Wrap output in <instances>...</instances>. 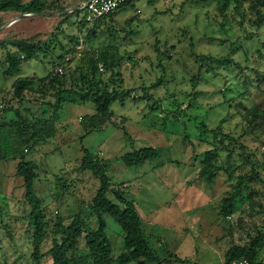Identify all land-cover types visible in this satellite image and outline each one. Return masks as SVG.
<instances>
[{"label":"rangeland","instance_id":"1","mask_svg":"<svg viewBox=\"0 0 264 264\" xmlns=\"http://www.w3.org/2000/svg\"><path fill=\"white\" fill-rule=\"evenodd\" d=\"M86 1L47 0L45 14L13 22L23 13L0 11V41L7 43L0 46V103L5 107L0 122L15 119V108L30 117L52 113L49 102L54 97L40 96L36 83L25 93V102L12 99L18 78L43 77L57 66L69 72L82 58L104 51L117 53L121 64L115 74L104 70L101 77L109 81L121 73L123 88L129 92L124 103L112 102L111 121L88 134L80 116L95 113V103L65 102L56 137L28 153L26 159L37 167L35 188L48 221L39 261L32 258L34 227L23 178L16 173L19 160L0 161V264H52L48 251L61 241L55 230L60 219L68 226L79 216L90 229L97 227L90 204L99 180L80 170L84 147L110 161L109 197L116 201L113 190L119 189L135 203L144 233L159 257L174 252L189 259L145 264H224L233 244H248L264 234V130L252 129L246 114V108L264 109V23L258 26L250 20L251 0H230L226 9L225 0H133L102 24V29L113 30V36L105 32L89 38L92 23L89 28L78 24L85 19ZM31 37L50 47L22 62L19 72L5 74L7 54L17 51L8 41ZM73 46L71 63L68 55L64 60L57 57ZM197 54L204 56L202 63ZM213 130L235 137L225 140L233 153L220 147ZM146 147L158 149L160 157L133 167L121 161L123 154ZM215 148L221 170L214 183H207L199 177L201 158ZM252 170L258 176L249 179ZM238 184L245 196L236 213L224 220L222 200ZM105 220L113 245L111 264H117L125 250L124 232L111 216L105 215ZM85 250L82 237L76 257ZM260 260L264 264V247ZM90 262L84 257L75 264Z\"/></svg>","mask_w":264,"mask_h":264},{"label":"trees","instance_id":"2","mask_svg":"<svg viewBox=\"0 0 264 264\" xmlns=\"http://www.w3.org/2000/svg\"><path fill=\"white\" fill-rule=\"evenodd\" d=\"M151 3L154 0H149ZM230 0H225L223 9L229 6ZM133 0L126 3L123 7L132 5ZM50 5L47 0H31L24 4L23 0H0V11H14L17 13H36L44 12ZM250 11L248 14L250 20L258 26L264 23V0H251ZM122 7V8H123ZM121 10V9H120ZM115 15V14H114ZM114 15L104 16L96 19L94 22L79 20L78 24L81 28L88 27L87 36L90 38L98 37L100 34L109 32L113 36L114 32L110 28L102 29V24L106 20L111 19ZM127 32L126 30H124ZM129 33V32H128ZM73 41L78 43L75 37ZM12 46L17 48L15 52L7 54L8 66L4 71L7 75H12L20 71L21 63L30 59L39 57V52L50 47L49 44L42 41H36L35 38L10 39L8 41ZM1 45H7L6 41H0ZM76 45V44H75ZM64 49V46L62 45ZM76 52V47H71L65 51V54H59L57 57L64 60L68 55L67 62L71 63ZM117 55V53H116ZM115 53L104 51L99 55H90L81 59L69 72H58L56 69L49 71L45 76L23 77L18 78L13 83L12 99H18L21 103L26 101L25 93L31 90V87L37 84V93L46 97L51 95L54 100L42 101L51 105L52 113L50 116H34L26 115L21 109L15 108V119L0 122V161L2 160H19L16 166L17 175L21 176L24 181L25 199L30 206V219L33 223V239H32V258L39 261L43 256L41 251L42 244L46 235L48 221L43 208V201L37 194L35 182L38 179L36 164L26 159L28 153L33 151L40 143L56 137L58 133L57 122L60 119V111L65 102L82 103L91 99L96 105V112L93 114H84L80 118V125L88 134L94 130L102 129L109 121H111L114 113L111 109L112 102L119 100L124 103V99L129 92L123 88L124 79L121 73L115 79L111 76L109 81H105L101 77L104 70H115L120 67L121 60L116 59ZM197 59L203 62V55L197 54ZM104 66V70L100 71L99 65ZM115 74V73H114ZM195 80V79H194ZM68 95L74 98L69 99ZM11 99V100H12ZM35 102V101H34ZM7 108H11V101L7 104ZM184 114V111H182ZM246 114L249 118V126L254 128L262 127L264 130V109L260 107L246 108ZM113 125H118L112 122ZM214 138L219 141L221 148H226L228 154L234 152V148L229 150L225 145V140L234 141L229 133L213 130ZM245 150V145L242 146ZM217 149H208L202 154V167L199 177L207 183H214L218 172L221 170L218 165ZM84 155L81 159L80 170L92 172L99 180V187L92 199L90 208L96 214L97 227L90 229L88 223L79 216H76L70 225H64L62 220H58L55 224L56 233L61 234V241H55L52 248L48 251L52 258V264H75L77 259L90 257L89 264H111L113 261V245L107 234V225L105 215L111 216L122 228L124 232L125 250L120 253L117 264H132L139 262H188L187 258H182L176 253L171 252L170 257L160 258L150 245L143 227V219L136 208L135 203L128 199L125 193L119 189L113 190L116 201L109 197L111 190V178L108 171L111 163L108 159L99 157L87 148H83ZM160 157V151L154 147H146L139 150L127 152L121 156V161L128 167L143 165L148 161H155ZM258 176V172L252 170L249 179ZM60 178H57L59 183ZM245 196L243 189L238 184L236 189L227 197L223 198L220 211L222 218L226 220L232 217L237 210V205ZM247 202L251 204V199L247 197ZM84 237L86 250L84 254L76 257L78 253L79 240ZM264 247V234L259 233L258 236L251 240L248 244H233L225 254V263L230 264L232 261L245 258L248 264H262L260 260V252Z\"/></svg>","mask_w":264,"mask_h":264},{"label":"built area","instance_id":"3","mask_svg":"<svg viewBox=\"0 0 264 264\" xmlns=\"http://www.w3.org/2000/svg\"><path fill=\"white\" fill-rule=\"evenodd\" d=\"M129 1L131 0H87L82 6V9L85 11V19L83 20L94 22L101 17L114 15ZM99 69L103 71L104 66L100 64ZM56 70L60 73L63 72V68L60 66H57ZM3 108H5L4 104L0 103V110ZM230 264H248V261L245 258H240L232 261Z\"/></svg>","mask_w":264,"mask_h":264},{"label":"water","instance_id":"4","mask_svg":"<svg viewBox=\"0 0 264 264\" xmlns=\"http://www.w3.org/2000/svg\"><path fill=\"white\" fill-rule=\"evenodd\" d=\"M45 14L44 12H36V13H23L21 14L19 17L13 19L11 22L15 21L16 19H19L20 17H24V16H31V15H43Z\"/></svg>","mask_w":264,"mask_h":264},{"label":"crops","instance_id":"5","mask_svg":"<svg viewBox=\"0 0 264 264\" xmlns=\"http://www.w3.org/2000/svg\"><path fill=\"white\" fill-rule=\"evenodd\" d=\"M129 6H130V5H129ZM80 7H81V6H80ZM125 7H128V6H125ZM125 7H123V8H125ZM123 8H121V9H123ZM114 19L117 20L115 17H114ZM41 104H42V103H41ZM37 105H38V104H37ZM81 116H82V115H81ZM81 116H80V117H81ZM187 259H188V258H187ZM188 260H189V259H188Z\"/></svg>","mask_w":264,"mask_h":264}]
</instances>
